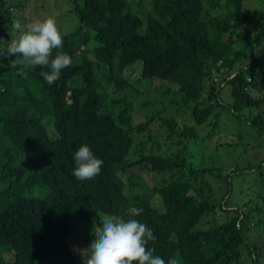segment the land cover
<instances>
[{
  "label": "trees",
  "instance_id": "obj_1",
  "mask_svg": "<svg viewBox=\"0 0 264 264\" xmlns=\"http://www.w3.org/2000/svg\"><path fill=\"white\" fill-rule=\"evenodd\" d=\"M51 2L65 14L52 58L72 59L59 80L47 85L48 69L23 67L19 54L0 58V264H83L75 249L108 215L151 228L147 247L166 262L264 264V194L241 209L227 204L232 179L254 168L233 166L217 199L212 179L224 171L195 165L190 152L207 129L234 121L264 147V7ZM36 3L0 0V48L20 34L13 21L23 30L36 21L27 14L47 11L46 0ZM81 145L104 162L94 179L72 175ZM130 208L143 212L130 217Z\"/></svg>",
  "mask_w": 264,
  "mask_h": 264
},
{
  "label": "clouds",
  "instance_id": "obj_2",
  "mask_svg": "<svg viewBox=\"0 0 264 264\" xmlns=\"http://www.w3.org/2000/svg\"><path fill=\"white\" fill-rule=\"evenodd\" d=\"M13 30L20 34L0 48V58L19 54V63L25 68L35 69L37 66L48 69L41 71L47 85L55 84L62 69L70 67L72 59L62 51H57L52 58L53 50L63 47V35L54 19L36 20L24 27L19 20L13 21ZM3 66V59H0ZM3 88L0 87V91ZM74 168L72 175L79 181L91 180L101 172L103 160L97 158L89 146L81 145L73 153ZM142 208H130V217L139 216ZM99 225L92 224L91 243L79 252L83 264H178L176 258L167 262L155 249L148 248L150 241L156 239L153 230L134 218L124 219L121 216L108 215L99 220Z\"/></svg>",
  "mask_w": 264,
  "mask_h": 264
},
{
  "label": "rangeland",
  "instance_id": "obj_3",
  "mask_svg": "<svg viewBox=\"0 0 264 264\" xmlns=\"http://www.w3.org/2000/svg\"><path fill=\"white\" fill-rule=\"evenodd\" d=\"M30 1L31 3H36V0ZM46 1V10L50 15L47 11L42 10L41 15L25 14L26 18L33 20L52 18L55 20L56 24H60L61 21H59L58 18H65L63 2L56 6L51 0ZM38 4L39 3L35 4V8ZM262 7H264V0H248L247 8L259 10ZM247 8L245 3L244 9ZM30 12L31 9L28 13ZM260 16V14L258 16L255 15L254 18H260ZM244 30V33L248 31L253 32L251 28L248 29L245 27ZM228 99L230 100V96H228ZM226 128L227 126L220 125L215 131L207 129L191 147L192 151L190 150V152L194 155L195 165L210 169L220 168L224 171L221 180L217 178H215V180L212 179L217 199H220L221 195L225 193L227 189V182L225 181L227 176L225 173H228L233 166L245 168L250 165L254 168L252 171H244L232 179V190L229 193L227 204L230 208L241 209L243 206H247L246 204L248 200L252 198L251 195H253L254 192L264 194V170L259 167L264 158V147L256 132L247 125L239 124L237 121H234L229 122L228 129ZM209 131L211 135H209L208 138L207 134ZM212 131H214V133ZM140 174L139 172V175ZM141 176L140 179L144 180L142 178H144L145 175L143 174Z\"/></svg>",
  "mask_w": 264,
  "mask_h": 264
}]
</instances>
